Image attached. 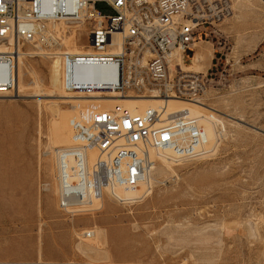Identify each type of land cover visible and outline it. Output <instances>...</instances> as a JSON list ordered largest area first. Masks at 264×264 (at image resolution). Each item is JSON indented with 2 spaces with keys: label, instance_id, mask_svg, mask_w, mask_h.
<instances>
[{
  "label": "rangeland",
  "instance_id": "1",
  "mask_svg": "<svg viewBox=\"0 0 264 264\" xmlns=\"http://www.w3.org/2000/svg\"><path fill=\"white\" fill-rule=\"evenodd\" d=\"M199 6L205 16L182 68L195 52L203 55L202 74H192L202 88L193 97L219 112L225 131L216 126L206 153L169 163L161 174L151 152L157 167L148 194L123 204L105 197L97 210L73 218L57 206V112L48 101L63 109L61 96L84 94L63 91L58 53H89L88 28L76 30L75 46L65 45L67 35L54 52L21 46L39 53L23 58L39 78V96L21 64L20 98L0 94V264H264V0ZM97 8L109 13L103 3ZM88 229L96 240L80 238Z\"/></svg>",
  "mask_w": 264,
  "mask_h": 264
},
{
  "label": "built area",
  "instance_id": "2",
  "mask_svg": "<svg viewBox=\"0 0 264 264\" xmlns=\"http://www.w3.org/2000/svg\"><path fill=\"white\" fill-rule=\"evenodd\" d=\"M99 3L108 14L100 12ZM197 7L199 0H0V45L7 48L0 52V91L14 93L18 45L40 43L48 48L54 45L56 23H81L88 28L93 52L62 54L66 93L157 90L160 96L193 98L202 82L184 72L179 59L188 54L194 27L203 18H194L203 15ZM156 116L153 108L138 114L127 109V117L111 119L108 108H89L70 120L72 144L58 156L57 206L63 215L73 218L95 211L105 197L123 204L118 189L150 188L153 161L148 150L170 148L184 155L205 143L196 118L176 115L155 123ZM88 150L96 153L93 161ZM92 237V230L81 233V238Z\"/></svg>",
  "mask_w": 264,
  "mask_h": 264
},
{
  "label": "bare ground",
  "instance_id": "3",
  "mask_svg": "<svg viewBox=\"0 0 264 264\" xmlns=\"http://www.w3.org/2000/svg\"><path fill=\"white\" fill-rule=\"evenodd\" d=\"M147 1L152 2V0H147ZM221 7L222 6L219 5L218 7H215L214 9L211 8L212 9L211 11H213V13H214L215 9L221 8ZM204 16H205V14H203V15H197L196 14V15H194V18H200V17H204ZM84 25L85 24L78 23V24H69V25L64 26V23L63 24L56 23L53 26V31L55 33V36L53 38L54 45H51L47 49V46H45V45L43 46L40 43H35V44L29 43V44H34L33 46L38 48V49H40V47H43L46 51L54 52V50H56L57 47L61 46L62 38H64L65 36L68 35L67 36L68 39H65V41H63V42H65L66 43L65 45H67V46L68 45L69 46L70 45L75 46L76 45L75 39H76V33H77L76 30H80L82 28V26H84ZM73 29H75V30H73ZM115 38H116L117 44H120L119 36L115 35ZM23 45H18L16 47V50H17L16 51V53H17V55H16V66H15L16 67V71H15L16 82H15L14 93H12L9 90L0 91V94H2L4 97L20 98V96L18 94L19 93L18 89L21 87L19 71H18L19 64H21L25 68V71L28 73V77H30V80L33 84V87L35 88V91L32 94V96H39V93H37V91H38L37 87L40 84L39 78L36 75L35 70L33 68L27 69L26 66L24 65V62H23L24 56L32 55V54H39V53H35L33 51L32 52L31 51L24 52L20 49L21 46H23ZM191 46H196V43H193ZM86 47L89 49V53L85 52L84 50L83 51L82 50L77 51V53H68L66 51L59 52L58 55H59V63H60L61 69H62V66H61L62 54H64V53H68V54H90L93 52L90 44L87 43ZM197 48H199V47H197ZM5 49H7V48L4 45H0V52H4ZM184 59H185V56H183L182 58L179 59V63H180L181 68H182V63H183ZM202 60H203V55L199 52H195L190 59V64L183 67L182 70L186 73H193V74L199 73V74H201L202 72H197L196 68H200ZM145 61H146L145 59H143L141 61V66L145 64ZM56 81H57V78H55L53 80L54 83H56ZM59 81H60L61 86H62L61 80H59ZM106 93L110 94V95H104ZM116 94L119 97H116ZM61 97L63 98L62 101L67 104V106L63 109H60V105H58V102L48 101V99H46L48 102H50V104L51 103L54 104L53 109L57 112V117H56L55 121L52 122V125H51L52 126L51 127V134H52V139H53V144H54L51 149L53 152L52 153L54 156L53 160L55 162L54 164L56 167V170H55L56 171V177H55L56 178V183H55L56 193L58 191V179H57L58 178V156L64 147H68L72 144V129L70 126V120L72 118H79L81 116V114H85V109L95 108L96 110L101 111V110H105L108 108V115L111 119H122L123 117H127V109L129 110V112H131L133 114H138V113L143 112L144 108L145 109L153 108L157 111V116L154 118L155 123H161V122L169 121L170 119L174 118L176 115H188V116H192V117L196 118L198 125L204 131L205 143L199 144L198 146L196 145L192 152L185 153L184 155L178 154V151L171 150L170 148H162L161 150H158V151L148 150L149 159H151V156H150L151 152H154L155 157H157L159 163L162 166V167L156 166L157 168L153 167L154 161L151 159L153 161V163L150 165L151 168L149 171L150 183H151L150 172H151L152 168H156L157 173L161 174V172L163 171L162 168L168 167L169 163H174V162L176 163L181 158H188V157L196 156V155H199L202 153H206L207 148L205 149V147L207 146V144L208 145L210 144L209 147L211 148L217 140L216 139L217 133H216L215 127L216 126L218 127V125H219L221 132L225 131L222 121L216 117L217 113L219 114V112L218 111L216 112L215 110L204 106V104L197 97L182 98V97L174 96L173 94H168L167 96H160L158 94L157 90H151V91H149V93H148V91H145L144 93L136 94V95L129 93L127 90H124V91H116V90L112 91L111 90V91H103V92L95 91V92L84 93L83 95L61 96ZM205 112H207V113H205ZM228 118H231V117H228ZM69 141H70V143L68 145L62 146L60 148L59 145H63L65 143H68ZM86 154L89 157V161H93L96 157V153L93 150H88ZM156 169H153V170L155 171ZM165 173H166V171H165ZM153 174H154V172H153ZM148 192H149L148 187H145L144 185H140L138 188H135L133 190L118 189V190H116V195L120 199L123 200V203H126V202H132L136 198H139L145 194H148ZM88 230H92V229H88ZM88 230L81 231L79 234L80 238H81V233L82 232L84 233L85 231H88ZM92 232H93V238H95V240H96L97 232L95 230H92ZM93 238H89V239H93ZM81 239L82 240H88V239H84V238H81ZM92 242H94V241H92ZM77 246L79 247V244ZM81 249H82V247H81ZM90 249H88V250H90ZM97 249L100 250L98 247H97ZM4 264H8V263H4Z\"/></svg>",
  "mask_w": 264,
  "mask_h": 264
}]
</instances>
